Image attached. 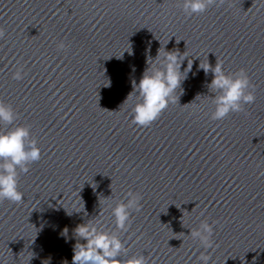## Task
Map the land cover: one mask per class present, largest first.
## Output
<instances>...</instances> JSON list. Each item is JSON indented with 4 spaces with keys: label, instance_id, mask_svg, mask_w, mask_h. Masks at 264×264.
<instances>
[{
    "label": "water",
    "instance_id": "obj_1",
    "mask_svg": "<svg viewBox=\"0 0 264 264\" xmlns=\"http://www.w3.org/2000/svg\"><path fill=\"white\" fill-rule=\"evenodd\" d=\"M0 27V100L18 114L0 131L29 127L41 153L18 170L22 202L0 201V264H71L86 221L125 242L121 264H201V253L264 264V0H217L192 16L181 0H0ZM166 44L192 71L139 126L135 95L123 102ZM216 61L243 68L256 96L222 120L211 118L213 74L199 68ZM129 192L142 199L125 232L111 208ZM202 221L215 222L207 251L190 236Z\"/></svg>",
    "mask_w": 264,
    "mask_h": 264
},
{
    "label": "clouds",
    "instance_id": "obj_2",
    "mask_svg": "<svg viewBox=\"0 0 264 264\" xmlns=\"http://www.w3.org/2000/svg\"><path fill=\"white\" fill-rule=\"evenodd\" d=\"M222 3L223 0H220ZM182 9L188 16L205 13L217 0H181ZM4 30L0 27V38H3ZM166 45L157 50V55L152 58L153 63L148 65L139 81L133 84V90L128 94L123 104L135 95V103L131 108L132 122L139 126H148L154 122L161 113L175 103L174 94L181 87L188 73L192 71L193 61H187V66L181 71L187 53L180 52L178 48L166 50ZM64 49L66 45L61 42L58 46ZM207 75L213 74V78L206 86L215 110L212 119L222 120L230 113L241 112L245 105L255 103L256 96L246 71L241 68L237 73H226L223 63L216 61L215 66L207 62L199 64ZM16 81L24 78L22 69H18L12 77ZM108 86H110V81ZM252 89V90H250ZM18 118V114L11 105L0 100V125H11ZM40 149L36 141L30 139V129L26 126H16L8 131H0V201L8 200L13 203H21L23 193L18 188L19 172H28V165L39 161ZM142 197L139 194L129 192L127 201H120L111 208L117 230L127 231L131 225L132 211H140ZM68 214V213H67ZM71 215V214H68ZM202 221L196 228L190 229L191 238L198 240L200 245L207 251L213 247L214 225ZM68 228L65 227L62 236L67 237ZM76 243L73 246L71 264H121V253H127L125 242H122L116 232L109 233L102 230L97 224L86 221L78 224L73 229ZM79 238V241L78 239ZM84 241L81 243L80 241ZM67 242V240H66ZM201 264H208L209 255L201 253L198 258ZM124 264H148L143 254L133 255Z\"/></svg>",
    "mask_w": 264,
    "mask_h": 264
}]
</instances>
